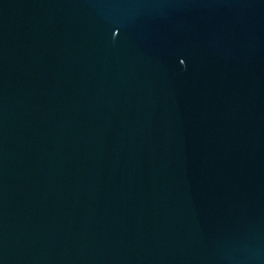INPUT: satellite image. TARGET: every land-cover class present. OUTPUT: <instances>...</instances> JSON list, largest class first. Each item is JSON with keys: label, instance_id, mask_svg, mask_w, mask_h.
<instances>
[{"label": "water", "instance_id": "obj_1", "mask_svg": "<svg viewBox=\"0 0 264 264\" xmlns=\"http://www.w3.org/2000/svg\"><path fill=\"white\" fill-rule=\"evenodd\" d=\"M0 264H264V0H0Z\"/></svg>", "mask_w": 264, "mask_h": 264}]
</instances>
